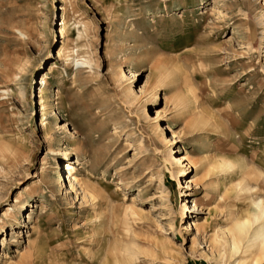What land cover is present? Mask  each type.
Returning a JSON list of instances; mask_svg holds the SVG:
<instances>
[{
  "label": "rangeland",
  "instance_id": "1",
  "mask_svg": "<svg viewBox=\"0 0 264 264\" xmlns=\"http://www.w3.org/2000/svg\"><path fill=\"white\" fill-rule=\"evenodd\" d=\"M260 200L264 0H0V264H264Z\"/></svg>",
  "mask_w": 264,
  "mask_h": 264
},
{
  "label": "bare ground",
  "instance_id": "2",
  "mask_svg": "<svg viewBox=\"0 0 264 264\" xmlns=\"http://www.w3.org/2000/svg\"><path fill=\"white\" fill-rule=\"evenodd\" d=\"M63 24L65 25L66 24V22H63ZM46 84H47V82H46V79H45V77H44V79H42V82H41V85H40V103H41V105L42 106H44L45 105V93H46ZM45 110V108L43 107V111ZM43 116H45V112L43 113ZM46 117V116H45ZM42 120H43V118H42ZM41 120V121H42ZM43 122H45V120H43L42 121V123ZM45 124V123H44ZM67 152L68 151H65L64 152V154L66 155L67 154ZM73 167L71 166V164L70 163H67V165H66V169H69V170H71ZM69 172V171H68ZM83 183V182H82ZM92 189H94V188H92ZM98 191V190H97ZM99 192V191H98ZM255 207H256V211L255 212H257V214H260L261 213V215H263L264 216V204L262 203V201L260 200V201H257V203H255ZM116 210H118V209H116ZM259 211V212H258ZM118 212V211H117ZM118 214V213H117ZM257 214H255V215H257ZM119 217V216H118ZM246 225H247V222H243L241 225H239V227H238V233L236 234V236H233V237H235V240L234 241H232L233 243L231 244V249H233L234 251L235 250H237L238 249V244L239 243H241L242 242V238H243V236H242V230L246 227ZM261 235V234H260ZM261 237H264V235H261ZM260 238V237H259ZM231 242V241H230ZM237 252V251H236ZM118 261V260H117ZM116 262V261H115ZM120 262V261H119ZM108 263V262H107ZM118 263V262H117Z\"/></svg>",
  "mask_w": 264,
  "mask_h": 264
}]
</instances>
